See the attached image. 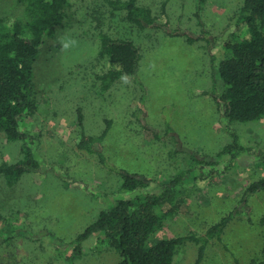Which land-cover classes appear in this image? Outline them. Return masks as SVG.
Instances as JSON below:
<instances>
[{"label":"rangeland","instance_id":"obj_1","mask_svg":"<svg viewBox=\"0 0 264 264\" xmlns=\"http://www.w3.org/2000/svg\"><path fill=\"white\" fill-rule=\"evenodd\" d=\"M138 2L151 9L157 24L166 20L169 30L192 36L207 31L217 59L225 42L239 40L245 32L233 20L241 0ZM19 10L16 0H0V17ZM67 12L34 62L37 106L22 120L23 129L37 138L34 153L40 170L12 183L0 175V264H64L72 240L102 209L140 192L120 187L118 169L144 174L151 180L144 189L152 192L175 175L187 174L182 186L187 198L161 221L149 243L203 235L236 209L220 238L207 241L199 264H264V192L241 201L248 183L264 177V165L243 154L213 177L207 174L211 166L199 165L203 154L211 155L230 141V132L264 151V116L228 123L217 110L212 91L222 87L206 48L208 39L188 43L157 26L138 29L122 12H111L107 0H68ZM101 32L133 41L141 56L134 76L108 88L96 76L113 68L98 54ZM77 108L86 134H99L110 120L101 144L104 166L95 153L77 147ZM19 157V144L0 133V162ZM200 170L202 176L193 179ZM197 248L191 241L179 246L175 264H195ZM118 260L102 237L92 235L71 264Z\"/></svg>","mask_w":264,"mask_h":264},{"label":"trees","instance_id":"obj_2","mask_svg":"<svg viewBox=\"0 0 264 264\" xmlns=\"http://www.w3.org/2000/svg\"><path fill=\"white\" fill-rule=\"evenodd\" d=\"M16 1L20 5L19 13L0 17V133L7 141L18 143L20 151L16 161L0 162V175L9 183L26 173L40 170V162L34 153L37 138L23 129L22 120L37 106L34 62L68 16V0ZM107 3L111 12H122L123 17L138 29L157 26L167 35L184 36L188 43L199 37L207 38L206 48L211 62L216 63V74L222 87L219 92L212 91L220 115L228 123L254 121L264 116V0H241L233 20L235 25L245 28L244 35L239 40L225 42L224 54L219 59L212 52L213 43L204 29L198 36L169 30L166 20L157 24L151 9L138 0H107ZM98 54L113 65V68L96 75L106 88L120 78L134 76L141 57L133 41L105 32L99 34ZM76 112L81 128L77 147L87 153H95L103 165L107 157L101 144L110 127V120H105V127L99 134L90 135L83 131L80 108ZM166 127L172 129L169 125ZM243 154L256 157L264 165L263 150L241 143L238 135L230 132V141L211 155L203 154L199 165L211 166L207 174L213 177L226 168V163L233 165ZM216 164L221 168H217ZM106 167L111 169L112 166ZM187 173L192 174L190 171ZM118 174L122 189L140 192L131 197L118 198L102 209L96 219L72 240L73 248L64 257V264H71L80 257L83 242L92 235L102 237L118 253V264H175L176 250L189 241L198 246L195 264H199L207 241L213 236L220 238L227 222L236 214V209L231 210L203 235L170 236L149 243L161 221L173 214L187 198L188 191L182 187L187 174H177L160 183L158 192L144 189L151 180L142 173L118 169ZM202 174L200 170L192 177L197 179ZM258 191L264 192V177L248 183L241 201ZM260 222L264 224V214Z\"/></svg>","mask_w":264,"mask_h":264}]
</instances>
